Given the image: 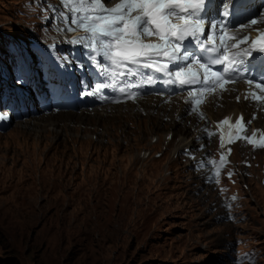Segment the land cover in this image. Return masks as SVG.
<instances>
[{
	"label": "rangeland",
	"instance_id": "374dc122",
	"mask_svg": "<svg viewBox=\"0 0 264 264\" xmlns=\"http://www.w3.org/2000/svg\"><path fill=\"white\" fill-rule=\"evenodd\" d=\"M22 2L0 0V33L24 22ZM146 100L0 132V264H232L235 238L256 247L264 264V152L245 178L225 166L215 189L238 194L242 217L218 220L215 191L176 156L193 144L191 125L173 121L178 105L154 109ZM221 108L211 109L214 118ZM237 150L234 162L249 158Z\"/></svg>",
	"mask_w": 264,
	"mask_h": 264
},
{
	"label": "snow or ice",
	"instance_id": "6c2138e0",
	"mask_svg": "<svg viewBox=\"0 0 264 264\" xmlns=\"http://www.w3.org/2000/svg\"><path fill=\"white\" fill-rule=\"evenodd\" d=\"M62 3L73 15L71 24L87 34L72 42L80 43L90 50V60L103 81L96 83L87 95L104 99L101 95L104 89L115 88L117 84H120L118 91L125 94L131 88L138 89L142 84L155 83L151 75L145 77L140 84L121 83L128 76H136L139 68L165 73L170 64L183 61L187 62L185 66L177 65V71L168 72L174 78L166 83L181 87L197 83L205 85L202 90L189 92V103L195 99L196 105L192 107V111H198L197 106L203 102L205 95L228 91V83L245 78L248 70L245 68L241 71V68L247 58H255L253 53H257L264 61V31L250 45H247L249 37L246 34V29L264 22V16L230 29L225 20L206 21L207 0H120L111 8L106 7L103 0H62ZM222 5L221 15L227 17L233 6L232 0H222ZM206 22L210 23L211 34L203 40L201 37L204 36ZM69 30L75 29L70 27ZM153 35L158 40L146 42V37ZM238 37L241 39H237ZM185 41L190 45L195 44L201 55L188 51ZM204 53L216 54L210 63L221 65L222 70L213 71L208 63L202 62ZM97 57H103L106 63ZM130 65L135 66L137 71ZM261 80H264V75ZM247 83L252 85L253 80L248 79ZM255 88L261 94L253 92L246 95L245 99L264 102V84L256 83ZM127 98L135 99L136 92H130ZM242 121L241 117L235 124H231L230 119L226 118L220 123L243 132L246 128ZM236 139H245L254 146L264 148V135L257 139L255 132L252 137H247L234 135L230 131L229 142H235ZM224 141L225 137L222 135V146Z\"/></svg>",
	"mask_w": 264,
	"mask_h": 264
},
{
	"label": "bare ground",
	"instance_id": "6f19581e",
	"mask_svg": "<svg viewBox=\"0 0 264 264\" xmlns=\"http://www.w3.org/2000/svg\"><path fill=\"white\" fill-rule=\"evenodd\" d=\"M147 101V103L148 102H151L152 104L151 105H154V109L156 108V107H160V106H163V107H165V106H167V105H164V104H160L158 101H155V102H153L151 99H147L146 100ZM142 102H144V100L143 101H141L139 104H141ZM156 102H158V103H156ZM242 102V101H241ZM156 103V104H155ZM221 103H222V110H226L225 111V113L224 114H227L228 112H227V110L229 111V108H231L230 110H237V108H235L234 106H233V103L234 102H231V101H221ZM150 103H148V105H149ZM242 104L243 105H240V107L241 108H238V111H243V109L245 108V103H243L242 102ZM169 106V105H168ZM173 106H175V105H173ZM153 107V106H152ZM232 107H234V108H232ZM113 108H123V104H119V105H117V106H114ZM143 109L142 107H139V109ZM175 108L177 109V113H175L176 115H175V118L173 119V121H176V122H182V121H185V120H190L192 123H191V126H193L192 124L194 123V119L193 118H191V117H188V116H185V114H186V110L183 108V107H181V106H175ZM151 109V108H150ZM217 109H219V108H217ZM237 111V112H238ZM97 112H100V111H97ZM111 112H116L115 110L114 111H111ZM146 112V111H145ZM236 112V113H237ZM107 113V112H106ZM235 113V114H236ZM134 115H135V118L137 117V115H139V112H138V110H136L134 113H133ZM208 114H209V117L210 118H214V116L215 115H217V110H216V112L215 113H212L211 112V110H209V112H208ZM103 116H104V114H103ZM178 118H180L179 120H178ZM34 119V118H33ZM218 119V118H217ZM32 121V120H31ZM30 121V122H31ZM259 123V122H258ZM25 124H30V123H25ZM24 124V125H25ZM26 125V126H27ZM259 125V124H258ZM44 126V125H43ZM191 126H190V128H191ZM54 128V127H53ZM158 128V127H157ZM194 132V131H193ZM43 134H45V133H43ZM195 139V138H194Z\"/></svg>",
	"mask_w": 264,
	"mask_h": 264
}]
</instances>
